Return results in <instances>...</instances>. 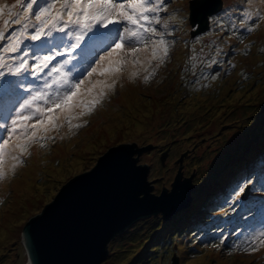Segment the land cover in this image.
<instances>
[{
  "label": "rangeland",
  "instance_id": "obj_1",
  "mask_svg": "<svg viewBox=\"0 0 264 264\" xmlns=\"http://www.w3.org/2000/svg\"><path fill=\"white\" fill-rule=\"evenodd\" d=\"M190 1L196 0H165L168 12L162 17L183 19L172 25L169 56L148 82L143 68L129 65L94 111L72 121L86 124L70 130L62 121V127L47 134L55 139L43 141V146L33 143L25 162L0 180V264L27 263L21 238L27 218L42 210L69 176L92 166L111 143L132 138L155 142L147 144L138 159L149 161L148 178L159 174L150 179L155 192L164 182L172 187L181 160L184 174L195 165L192 196L170 219L158 213L134 221L109 242L101 264H264V245L251 253L237 247L253 230L264 228V111L259 107L264 101V20L251 33L238 26L245 9L264 15V0H251L250 5L221 0L219 9L216 0H210L199 16L208 14V28L194 34ZM134 71L139 75L133 78ZM248 173L249 179L233 185ZM239 187H248L243 198L236 195ZM228 188L226 202H218L222 195L211 200V194ZM257 202L262 215L237 219L239 210ZM256 208H247L245 215ZM214 222L223 229L211 231ZM3 229L7 232L1 235Z\"/></svg>",
  "mask_w": 264,
  "mask_h": 264
},
{
  "label": "snow or ice",
  "instance_id": "obj_2",
  "mask_svg": "<svg viewBox=\"0 0 264 264\" xmlns=\"http://www.w3.org/2000/svg\"><path fill=\"white\" fill-rule=\"evenodd\" d=\"M162 12L165 0L0 3V180L25 162L33 143L55 139L47 134L62 121L70 130L86 124L72 121L94 111L129 65L143 68L145 82L155 75L169 56L172 25L183 19ZM260 20L264 15L248 8L238 26L251 33ZM244 192L239 187L237 197ZM261 245L264 228L237 247L251 253Z\"/></svg>",
  "mask_w": 264,
  "mask_h": 264
},
{
  "label": "water",
  "instance_id": "obj_3",
  "mask_svg": "<svg viewBox=\"0 0 264 264\" xmlns=\"http://www.w3.org/2000/svg\"><path fill=\"white\" fill-rule=\"evenodd\" d=\"M209 1H190L189 20L197 26L192 34L208 28V14L199 16ZM216 2L219 9L221 0ZM259 107L264 111V101ZM149 143L155 142L151 139L139 143L136 138L113 142L92 166L69 176L54 197L42 210L32 213L23 226L21 238L28 264H101L108 254L109 242L134 221L158 213L169 219L188 205L196 166L184 174L181 160L172 187L164 182L162 190L155 192L150 179L159 174L148 178L149 161H138ZM193 144L176 159L183 158ZM166 154L162 153V162Z\"/></svg>",
  "mask_w": 264,
  "mask_h": 264
},
{
  "label": "trees",
  "instance_id": "obj_4",
  "mask_svg": "<svg viewBox=\"0 0 264 264\" xmlns=\"http://www.w3.org/2000/svg\"><path fill=\"white\" fill-rule=\"evenodd\" d=\"M246 176H252V174H249V173H248V174L245 175V177H243L242 175L239 176V182H237V183H235V184H233V185H236V184L240 183V181H243L245 178H246V179H249V178L246 177ZM247 183H248V182H247ZM230 189H231V188H228V189H226V190L223 191V192L216 191L215 194L213 193V194L210 195L211 200L214 198V196L222 195L221 200H219L218 202H222V201L226 202V200L229 199V195H227V193L230 192ZM230 196H231V195H230ZM206 199H207V198H206ZM206 199H205L204 202L202 203V205H204V206H205V204H206V202H207ZM253 202H254V201H253ZM218 205H219V204H218ZM253 205H254V204H250L247 208H249V207H251V206H253ZM247 208L243 207L241 210H239L240 213H239V216L237 217V219H238V218L240 219V218L242 217V215L245 214V213L247 212V210H246ZM183 209H185V208H183ZM181 210H182V209H181ZM159 214H160V217H161V216H162V215H161L162 213H159ZM176 215H178V214H176ZM176 215H175V216H176ZM172 216H173V215H172ZM172 216H171V217H172ZM188 216H189V215H188ZM155 218H156V217H155ZM155 218H154V219H155ZM160 219H161V218H160ZM162 219H164V218H162ZM210 219H211V218H210ZM242 220H244V219H242ZM233 221H234V222H230V223H235L236 219L234 218ZM216 223H217V222H214V223L212 224V227L210 228L211 231H213L214 229H223V226L221 227L222 224H220L219 226L216 227ZM243 223H244V222H243ZM227 225H228V224H227ZM198 227H200V226H198ZM198 227H197V228H198ZM209 227H210V226H208L207 228H209ZM176 228H177V227H176ZM176 228H175V230H176ZM207 228H203V229H195L194 232L199 234L201 231H203L204 229H207ZM183 229H184V228H183ZM175 230H174V231H175ZM180 232H184V231L181 230ZM195 235H197V234H195ZM194 240H195V239H194Z\"/></svg>",
  "mask_w": 264,
  "mask_h": 264
},
{
  "label": "bare ground",
  "instance_id": "obj_5",
  "mask_svg": "<svg viewBox=\"0 0 264 264\" xmlns=\"http://www.w3.org/2000/svg\"><path fill=\"white\" fill-rule=\"evenodd\" d=\"M177 80H181L180 79V76H178V79ZM181 85V84H180ZM172 91H174V90H171V93H172ZM170 94V93H169ZM145 96H147V95H145ZM197 103L195 102L193 105H196ZM111 109H117L116 107H111ZM123 113L124 112H126L127 111V108L126 107H123V109L121 110ZM169 122V121H168ZM155 124V123H154ZM160 126V124L159 123H157L156 124V126L155 127H159ZM175 131V130H174ZM176 134V133H175ZM80 158H81V156H78V158H77V160L79 161L80 160ZM34 166H31L30 167V169L31 168H33ZM35 173V169L32 171V173H31V175L32 174H34ZM23 183H24V185H26V184H29L27 181H23ZM7 232V230H5V229H3V230H1V235H4L5 233ZM25 264H28V262L27 263H25Z\"/></svg>",
  "mask_w": 264,
  "mask_h": 264
},
{
  "label": "clouds",
  "instance_id": "obj_6",
  "mask_svg": "<svg viewBox=\"0 0 264 264\" xmlns=\"http://www.w3.org/2000/svg\"><path fill=\"white\" fill-rule=\"evenodd\" d=\"M164 219H166V218H164ZM170 219V218H169Z\"/></svg>",
  "mask_w": 264,
  "mask_h": 264
}]
</instances>
